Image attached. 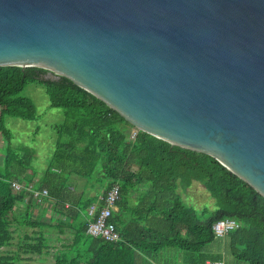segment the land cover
<instances>
[{"label": "water", "instance_id": "water-1", "mask_svg": "<svg viewBox=\"0 0 264 264\" xmlns=\"http://www.w3.org/2000/svg\"><path fill=\"white\" fill-rule=\"evenodd\" d=\"M0 67L67 78L264 198V0H0Z\"/></svg>", "mask_w": 264, "mask_h": 264}, {"label": "trees", "instance_id": "trees-1", "mask_svg": "<svg viewBox=\"0 0 264 264\" xmlns=\"http://www.w3.org/2000/svg\"><path fill=\"white\" fill-rule=\"evenodd\" d=\"M45 75L36 68L0 67V126L5 145L0 172V264H28L51 250L57 252L56 264H137L138 252L155 254L174 248L195 254L217 240L222 241L225 255L228 251L245 264H264V198L260 194L211 156L171 146L141 131L132 139L136 128L116 111L67 78L52 81ZM28 84L43 87L51 108L65 112L66 122L54 128L58 140L43 173L32 166L35 150L13 146V133L6 126L8 117L38 119L34 102L20 96ZM29 171L34 173L31 178ZM13 182L47 189L60 218L45 221V212H37L32 193L15 194ZM114 183L122 189L119 213L130 211L133 220L126 223L114 213L110 222L122 240L108 243L88 235L87 211ZM194 183H200L215 200L213 211L185 202L183 192ZM142 186L136 208H130V197ZM88 187L96 194L86 196ZM225 219L242 226L225 239L218 238L213 227ZM47 229H53L60 242L50 246Z\"/></svg>", "mask_w": 264, "mask_h": 264}, {"label": "rangeland", "instance_id": "rangeland-1", "mask_svg": "<svg viewBox=\"0 0 264 264\" xmlns=\"http://www.w3.org/2000/svg\"><path fill=\"white\" fill-rule=\"evenodd\" d=\"M20 96L31 99L34 102L38 113V119L35 121H24L8 117L6 119V126L13 133V146L28 147L35 150L36 154L32 160V166L34 167L35 172L43 173L47 170L51 160L53 159L55 144L58 140L57 133L54 128L55 126L62 125L66 122L64 115L65 112L63 110L51 108L50 99L46 90L38 84H28ZM4 151V137L0 126V166H3V159L5 157ZM29 172L28 178L33 177L34 173L32 171ZM32 184L33 183H31V185ZM95 194L96 191L94 188H87L86 196L90 197ZM183 197L188 205H191L199 210L206 209L213 211L215 209V200L200 183H194L187 192H183ZM44 220L48 221L47 217ZM53 223L54 222H50V224ZM47 230L50 233V238L52 239L50 246H54L56 243L60 242V240H58L59 235L56 234L53 229ZM214 245L221 247L222 243L217 240ZM55 254H57V252H55V250H51L48 255L40 258L37 257L36 261H31L28 264H56ZM230 258L231 255H228L227 258L225 257L227 261Z\"/></svg>", "mask_w": 264, "mask_h": 264}, {"label": "built area", "instance_id": "built-area-1", "mask_svg": "<svg viewBox=\"0 0 264 264\" xmlns=\"http://www.w3.org/2000/svg\"><path fill=\"white\" fill-rule=\"evenodd\" d=\"M138 129L132 131L131 138L136 139ZM14 193L21 195L26 192L32 193L33 200L37 206L38 212H45L43 218L47 217L49 221H57L60 217L53 211L55 200L50 196L47 189L36 190L34 185L25 187L18 182L12 183ZM121 186L114 183L106 195H101L87 211L88 229L87 233L93 238H98L108 243H118L122 240L121 234L116 226L110 222L113 214L118 210V203L121 197ZM241 223L234 219H225L217 222L214 227V233L218 238L225 239L232 231L241 228ZM225 253L223 258L217 261H207L205 264H225Z\"/></svg>", "mask_w": 264, "mask_h": 264}, {"label": "crops", "instance_id": "crops-1", "mask_svg": "<svg viewBox=\"0 0 264 264\" xmlns=\"http://www.w3.org/2000/svg\"><path fill=\"white\" fill-rule=\"evenodd\" d=\"M3 168H4V159H3V166H0V172L3 170ZM142 189L143 186L139 187V189L136 192H134L133 195L130 197L129 199L130 208H134V209L136 208L140 198V193H138V191H141ZM119 212H120V208L118 206V210L115 212V214L121 216L126 223L132 222L133 217L131 216V214H128L130 211H125L123 214H120ZM141 223L144 224L146 222L142 221ZM220 242L222 243V241ZM223 251H224L223 243L221 247L213 244L207 247L206 249H204L201 253H195V254L180 251L174 248H166L161 250L159 253H155V254L138 252L136 263L137 264H205V262L207 261L221 260L223 258ZM226 254H227L226 258L228 255H231L230 253H226ZM204 259L206 260L204 261ZM225 264H245V263L231 256V258L228 261L227 259H225Z\"/></svg>", "mask_w": 264, "mask_h": 264}]
</instances>
